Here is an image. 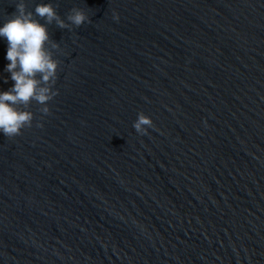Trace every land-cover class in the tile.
Returning <instances> with one entry per match:
<instances>
[{
  "label": "water",
  "instance_id": "95a60500",
  "mask_svg": "<svg viewBox=\"0 0 264 264\" xmlns=\"http://www.w3.org/2000/svg\"><path fill=\"white\" fill-rule=\"evenodd\" d=\"M17 3L57 66L0 134V264H264V0Z\"/></svg>",
  "mask_w": 264,
  "mask_h": 264
},
{
  "label": "clouds",
  "instance_id": "9594fccd",
  "mask_svg": "<svg viewBox=\"0 0 264 264\" xmlns=\"http://www.w3.org/2000/svg\"><path fill=\"white\" fill-rule=\"evenodd\" d=\"M34 12L38 16L51 21L56 18L53 7L49 3L37 4ZM113 14V19H116ZM72 24L79 26L85 21V15L77 11L69 17ZM57 23L63 27L62 21ZM0 38L6 41L4 70L9 73L13 81L9 89L0 91V134L11 137L29 124L32 115L30 112L18 110L16 102L26 103L29 99L44 102L49 98L47 87H37L36 73L40 79L49 81L55 77L57 63L44 48L48 34L43 24L32 18V13L24 12L23 5L16 4V14L0 22ZM55 47V45H53ZM47 111V109H45ZM151 118L138 112L132 127L137 132H144L145 125H151Z\"/></svg>",
  "mask_w": 264,
  "mask_h": 264
}]
</instances>
